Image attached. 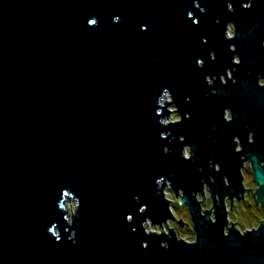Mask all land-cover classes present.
Segmentation results:
<instances>
[{"label": "water", "instance_id": "water-1", "mask_svg": "<svg viewBox=\"0 0 264 264\" xmlns=\"http://www.w3.org/2000/svg\"><path fill=\"white\" fill-rule=\"evenodd\" d=\"M232 2L200 0L201 11L194 0H0V264H264V220L224 233L225 197L244 193L246 160L264 204V0ZM164 87L173 100L159 105ZM173 105L182 120L165 125ZM160 175L189 207L197 242L173 227L145 231L149 216L153 226L177 219ZM202 177L214 210L204 192L192 195Z\"/></svg>", "mask_w": 264, "mask_h": 264}, {"label": "clouds", "instance_id": "clouds-1", "mask_svg": "<svg viewBox=\"0 0 264 264\" xmlns=\"http://www.w3.org/2000/svg\"><path fill=\"white\" fill-rule=\"evenodd\" d=\"M194 3H195V5L197 7H199L201 9V11H205L206 10L205 9V6L200 3V0H194ZM242 4L246 8L247 7H251L252 6V0H242ZM227 7L230 10H232L234 8V6L232 4V0H228ZM188 16L189 17H192L193 16V11L191 9L188 10ZM90 20H97L98 21V17H95V16L90 17ZM113 20L115 22H119L121 20V16L118 13L117 14H114ZM232 21L233 20H229L228 21V25H227V37H229V38H233V37L236 36V35L234 36V32H233L234 25H233ZM141 28L144 29L143 24L141 25ZM262 43H264V42H262ZM234 45H235V43H232L231 44V49H234ZM215 52H216L215 50H212L211 51V57L212 58H215V56H214V53ZM202 60H204V59L201 58V57H198L197 58V63L200 66H203L201 64V61ZM232 60L234 61L235 64L241 63V55L239 53L235 54L232 57ZM233 71H234V68L233 67L227 68L228 76L231 78V80L233 82H236L237 77L235 75H233ZM214 77H215V75H211V76H207L206 77V79L208 81V84H210V85L213 84ZM257 79H258L259 85H261V86L264 85V73H258L257 74ZM225 83H227V81H225ZM211 91L213 93H216L217 92V89L215 87H213L211 89ZM170 92L171 91H170V89L168 87H164L162 98L161 97L158 98V104L159 105L163 103V97H166L168 100H173V95H172V93L170 94ZM156 111H157V113H159L160 112V108H157ZM226 111H229L228 120H232L233 117L231 115L230 109H226ZM185 115H189L190 116L191 114L190 113H185ZM172 119L173 120H179V116L174 115L172 117ZM163 124L167 125L168 124V121L165 120L163 122ZM253 133H254V131H249V133H248V140L249 141H250V136ZM161 135L162 136H166L167 133L166 132H161ZM239 137H240V135H235L233 137V139L235 140V148L236 149H237V140H238ZM183 139H184V137L181 135V140H183ZM169 150L170 149L168 148V146L165 145L164 146V151L165 152H168ZM182 156L184 158H189V151L187 149H185V151L182 153ZM213 163L215 164V167L214 168L216 170H220L221 164L219 162H215V161L209 160V165L211 167H213ZM227 178H228V175L225 174L224 177H223V180H224V183L225 184H227ZM210 179L213 180V181H215L216 180V177L210 174ZM165 180H166L165 176L164 175H160V176L157 177L156 183L159 186H163V197H164V199H166L168 201V199L170 197L174 198L173 192L168 191V188H171L174 184H173V181L171 179H167L166 180L167 186H166L165 183H164ZM201 180H202V184H203L202 189H194L192 191V195L195 197L196 201L201 200V199L204 198L202 196H199V193H201V192H207L208 186L210 185L208 179H205V178L202 177ZM175 188L177 189V187H175ZM182 188H184V187H179V189H182ZM158 191H159V189H158ZM167 207H168V205H167ZM203 207L206 208V209L207 208H212V202H211V195H210V193L208 194V200H207L206 204ZM200 209H201V206H200ZM200 209H199L200 214L203 215L205 212L202 213ZM140 210L141 211H144L145 210V205H142ZM221 211H223V209H221ZM181 214H183V213H181ZM257 216L259 217V219L264 220V209H261L259 212H257ZM131 217H132V214L129 213L128 214V219L131 220ZM184 218H185V220L188 221V225L187 226L193 227V231L186 233L184 230H179V234H177V232H175L176 238L177 239H182V240H184V241H186L188 243H195V242H197V236L195 234L197 232L196 225H194V226L192 225V222H191V220H190V218L188 216L185 215ZM209 219L211 221H213V222L217 221V213L215 211L210 212ZM231 219H232V217L227 216V224L224 227V233L225 234H227V230L230 227L229 220H231ZM201 223H204V221L201 220ZM168 224H173L174 225L175 222L169 220L168 217H166L162 221L156 222L155 223V226H153V219L150 216L143 221V227H144V229H145V231L147 233H153V232L158 233V234L159 233H168L169 235H171V232L168 231ZM259 224L260 223H259V221L257 219L252 218L250 221H246L243 226L237 225V227H239V229H240L239 232L241 234H243V233H246L248 230H251L253 227L257 228V226ZM161 225L164 226L163 227V231H161V227H160ZM74 236H75V233L73 232V237ZM181 237H183V238H181ZM160 243H161V245L163 247H168L169 246V240H167V239H162L160 241Z\"/></svg>", "mask_w": 264, "mask_h": 264}, {"label": "flooded vegetation", "instance_id": "flooded-vegetation-1", "mask_svg": "<svg viewBox=\"0 0 264 264\" xmlns=\"http://www.w3.org/2000/svg\"><path fill=\"white\" fill-rule=\"evenodd\" d=\"M224 77H225V79H224ZM222 80L224 82L226 81L225 75L222 76ZM177 112H179V111H177ZM230 112L232 115L231 109H230ZM228 115H229V111H226L225 117L227 120H228ZM250 141H252V142L254 141V134H252L250 136ZM242 147L243 146H242L241 140H240V138H238L236 150H241ZM188 151H189V149H188ZM261 164L264 165L263 160L261 161ZM242 173L244 176V178H243V183H244V188H245L244 193H242L240 196H235L233 198L230 195H227L225 197L226 211L228 212V216L232 217V219L229 220V224L231 225L234 223L236 225V227H237V225L243 226L245 224L243 221H241V219H238L235 216V214L239 211L238 208L240 206L243 207L244 211L249 212V214L255 219H259V217L257 216V212H259L261 209H264V204L260 200V196H259L260 194L258 193L259 184L256 182V180L254 178L253 168H252V164H251L250 160H246L244 162V165L242 167ZM227 183H229L228 179H227ZM208 190H209V188H208ZM262 194L264 196V192ZM207 200L208 199H206L205 202H207ZM211 202H212V208H207V209L214 210L212 197H211ZM238 203H241V204L237 205ZM203 205H204V201H203ZM203 209L206 210L204 207H203ZM261 221L262 220L260 219V222H259L260 224H261ZM193 226H194V224H193ZM237 228L239 229V227H237ZM253 228H255V227H253Z\"/></svg>", "mask_w": 264, "mask_h": 264}, {"label": "rangeland", "instance_id": "rangeland-1", "mask_svg": "<svg viewBox=\"0 0 264 264\" xmlns=\"http://www.w3.org/2000/svg\"><path fill=\"white\" fill-rule=\"evenodd\" d=\"M233 32H234V28H233ZM224 79H225V77H224ZM166 99H167V98L165 97L164 100H163V102H165ZM167 100H168V99H167ZM171 109H172L173 111H172V113L170 114L169 117H166V120H167V121H171V120L174 121V120L172 119V117H173L174 115L181 117L180 113L177 112L176 107H175L174 105L171 106ZM166 186H167V185H166ZM168 191H171V192H173V194H174V198L170 197L169 199L172 200V202H171V208H172L173 212L175 213L176 218H177L178 220L182 218V220L185 221V225H184V227H181L180 224L178 223V220H177V219H176V221L173 220V221L175 222V224H174V225H173V224L168 225V228H169V226L173 227V228L176 230L177 234H179V230H184L186 233H187V232H192V231H193V227H189V226H187V225H188V223H187L188 221L185 220V218H184L185 215H186V216H188V217L190 218V220H191V222H192L189 207H188L186 204L181 203L180 198H178V197L176 196V194H175V192L173 191L172 187H171V188H168ZM204 193H205V196H206V198H205V200H206V199H208V194H209L210 192H209V190H207V192H204ZM199 196L204 197L203 194H201V193H199ZM201 200H204V198L201 199ZM66 204H67L68 207H69V209H68V210H69V215H70V217H71V219H72L73 214L76 213V209H77V201L74 200V199H67L65 205H66ZM205 204H206V202L204 201V205H205ZM240 204H241V203H238L237 205H240ZM204 205H203V206H204ZM239 208H240V209H239ZM239 208H238L239 211L235 214L236 218L241 219V221H243L244 223H245L246 221H250V220L253 218V217L249 214V212H246V211L243 210V207L240 206ZM205 209H206V208H205ZM181 213H183V214H181ZM257 220L260 222V219H257ZM244 223H243V224H244ZM192 225H193V223H192ZM160 227H161V226H160ZM161 229H162V227H161ZM182 238H183V237H182Z\"/></svg>", "mask_w": 264, "mask_h": 264}, {"label": "snow or ice", "instance_id": "snow-or-ice-1", "mask_svg": "<svg viewBox=\"0 0 264 264\" xmlns=\"http://www.w3.org/2000/svg\"><path fill=\"white\" fill-rule=\"evenodd\" d=\"M232 4H233V2H232ZM88 23H89V24H92V25H95L96 23H98V21H97V20H90V19H89ZM143 26H144V29H145V30L148 29V27H149V25H148L147 23H143ZM205 39H207V38L205 37ZM236 48H237V45L235 44V45H234V50H235ZM216 55H217V53L215 52V53H214V56L216 57ZM241 60H242V59H241ZM204 63H205V61L202 60V61H201V64L204 65ZM228 77H229V76H228ZM179 119H181V118L179 117ZM181 120H182V119H181ZM236 151H238V150H236ZM192 156H193V150H192L191 152H189V158L192 157ZM146 208H147V205H145V209H146ZM131 219H132V217H131ZM259 227H261V224H259V225L257 226V228H259ZM257 228H256V229H257ZM52 230L56 232V229H55V228H53Z\"/></svg>", "mask_w": 264, "mask_h": 264}, {"label": "built area", "instance_id": "built-area-1", "mask_svg": "<svg viewBox=\"0 0 264 264\" xmlns=\"http://www.w3.org/2000/svg\"><path fill=\"white\" fill-rule=\"evenodd\" d=\"M170 220H171V219H170ZM171 221H173V220H171ZM168 225H171V224H168ZM161 227H162V229H161V231H162L164 226H161ZM169 227H171V226H169ZM168 231H169V228H168Z\"/></svg>", "mask_w": 264, "mask_h": 264}, {"label": "bare ground", "instance_id": "bare-ground-1", "mask_svg": "<svg viewBox=\"0 0 264 264\" xmlns=\"http://www.w3.org/2000/svg\"><path fill=\"white\" fill-rule=\"evenodd\" d=\"M187 150H188V148H187ZM66 208H67V210L69 209V207H68V205L66 204ZM69 211V210H68Z\"/></svg>", "mask_w": 264, "mask_h": 264}]
</instances>
